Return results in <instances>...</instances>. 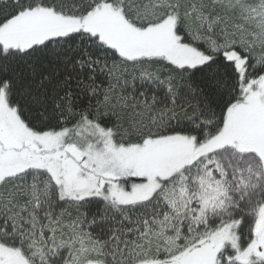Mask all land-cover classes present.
Instances as JSON below:
<instances>
[{
  "label": "snow or ice",
  "instance_id": "snow-or-ice-1",
  "mask_svg": "<svg viewBox=\"0 0 264 264\" xmlns=\"http://www.w3.org/2000/svg\"><path fill=\"white\" fill-rule=\"evenodd\" d=\"M0 264H264V0H0Z\"/></svg>",
  "mask_w": 264,
  "mask_h": 264
}]
</instances>
